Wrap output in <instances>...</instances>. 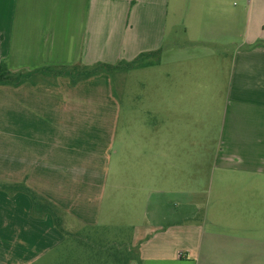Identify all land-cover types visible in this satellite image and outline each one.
Segmentation results:
<instances>
[{
  "label": "crops",
  "instance_id": "obj_1",
  "mask_svg": "<svg viewBox=\"0 0 264 264\" xmlns=\"http://www.w3.org/2000/svg\"><path fill=\"white\" fill-rule=\"evenodd\" d=\"M171 4L201 29L196 38L187 27L184 38L207 47L177 37L170 47ZM157 50L161 63L145 70L163 79L146 87L144 115L132 111L126 124L106 74L0 87V184L24 185L55 205L66 231L37 213L29 194L0 188V264H64L70 237L122 226L141 257L129 264H264V196L241 233L228 223L231 199L211 205L170 176L171 132L200 122L183 103L186 64L210 58L224 78L213 168L263 182L264 0H0V64L13 71L115 64Z\"/></svg>",
  "mask_w": 264,
  "mask_h": 264
},
{
  "label": "rangeland",
  "instance_id": "obj_2",
  "mask_svg": "<svg viewBox=\"0 0 264 264\" xmlns=\"http://www.w3.org/2000/svg\"><path fill=\"white\" fill-rule=\"evenodd\" d=\"M236 2L239 4L238 1ZM172 6L173 4L169 8V28L167 31V35H169L167 42L171 44L170 47H175L172 43L176 37L180 41L185 39L186 43L188 40L194 41L197 47H207L200 43L199 39L195 40L187 36L184 38L187 27H189L191 36L196 38H201V29L191 26V21H196V19H193L190 11L183 9L175 12ZM240 31V35L243 36L244 30L241 29ZM233 42L228 41L224 45L235 47L236 44ZM208 48L210 47L208 46ZM214 65L210 58L186 64L191 71L190 79H187L191 85L189 90L192 89L196 92L191 93L190 98V91L187 88V96L185 93L186 99L183 103L187 113L196 112V116H200V122L195 123L187 119V123L181 124L183 129L180 132H171L170 176L171 180L178 182L181 188L196 192L201 190L200 196L203 199L208 196L211 197V205L214 199L221 196L231 199L232 203L228 204L227 209V213L231 217V221L228 223H235L233 227L242 233L244 222L256 206L252 202H255L256 198L264 196V179L257 188L253 182L259 179L239 172L213 168L215 156L220 146L223 115L221 111L222 95L217 94L216 89L224 82V78L220 74H216ZM153 71L155 72L139 69L127 73L118 72L109 76L123 102L122 123L125 122L126 124L124 117L129 118L132 111L144 115L146 87L150 83H160L163 79L161 71ZM178 80L179 78L175 76V81ZM181 98L182 95L179 94L178 100ZM136 101L138 104L135 103ZM131 102L134 103L133 106ZM128 134L130 137L133 133L129 132ZM194 181L200 182V184L198 185ZM125 213L127 211L121 213L123 218L126 217ZM249 221L256 224V218H250ZM262 221L264 224V220ZM119 228L116 230L114 227L108 230L84 229L85 231L83 230L80 238L83 240H77L76 236L70 237L68 239V251L64 252L63 255L64 257L71 255V257L68 256L64 264H115L113 263L115 254L126 255L128 253L126 247L128 245L126 244L130 238V236L125 235L124 231L126 230L123 229V226Z\"/></svg>",
  "mask_w": 264,
  "mask_h": 264
},
{
  "label": "trees",
  "instance_id": "obj_3",
  "mask_svg": "<svg viewBox=\"0 0 264 264\" xmlns=\"http://www.w3.org/2000/svg\"><path fill=\"white\" fill-rule=\"evenodd\" d=\"M162 50L150 51L141 53L132 61H119L115 64L97 63L93 66H86L78 63L69 67H43L36 70H21L13 71L6 62L0 64V87L13 86L18 87L25 83L38 84L41 82H48L50 79H58L60 77H67L73 84L90 79L102 74L114 75V73L130 72L133 70L145 69L158 66L161 63ZM0 188L10 192H24L31 196L34 202V209L40 214H51L55 220L56 225L63 232V219L61 212L55 205L39 197L32 190L24 185L7 186L0 184ZM126 255H114L113 263L115 264H129L133 260L141 261L139 248L129 249Z\"/></svg>",
  "mask_w": 264,
  "mask_h": 264
}]
</instances>
